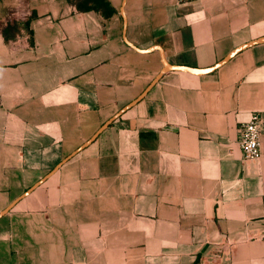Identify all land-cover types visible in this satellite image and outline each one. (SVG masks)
Masks as SVG:
<instances>
[{"label": "crops", "instance_id": "0c3cea01", "mask_svg": "<svg viewBox=\"0 0 264 264\" xmlns=\"http://www.w3.org/2000/svg\"><path fill=\"white\" fill-rule=\"evenodd\" d=\"M121 1L0 0V211L159 73L157 51L123 42ZM125 15L131 44L196 69L264 37V0H126ZM252 114L261 158L244 161ZM0 264H264V44L164 73L0 219Z\"/></svg>", "mask_w": 264, "mask_h": 264}, {"label": "water", "instance_id": "95a60500", "mask_svg": "<svg viewBox=\"0 0 264 264\" xmlns=\"http://www.w3.org/2000/svg\"><path fill=\"white\" fill-rule=\"evenodd\" d=\"M125 5L126 0L121 1L119 13L123 21V28H122V40L123 42L131 47L133 50L140 54H147L152 51H157L160 58L161 63V69L159 73L156 75V77L149 83V85L142 91V93L136 97L133 101L122 107L117 113H115L111 118H109L105 123H103L97 131L82 145H80L77 149H75L73 152H71L68 156H66L64 159H62L49 173H47L44 177H42L39 181L34 183L31 187H29L26 191H24L20 196L15 198L10 204H8L3 210L0 211V219L5 216L20 200L27 197L31 192H33L36 188H38L40 185H42L48 178H50L63 164H65L67 161L72 159L74 156H76L79 152H81L83 149L88 147L92 142L95 141V139L105 130L107 127L113 123L116 119H118L121 115H123L127 110L131 109L133 106H135L138 102H140L147 93L153 88V86L160 80L162 75L166 72L171 71H177V72H185L189 73L195 76H202L209 74L224 64H226L230 59H232L236 54L240 53L241 51L258 45V44H264V37H260L258 39L252 40L248 43H245L243 45L238 46L237 48L233 49L228 55H226L222 60L218 61L215 65L205 68V69H196L191 68L187 66H180V65H172L170 64L166 59L164 52L160 46L154 45L152 47H149L148 49H139L133 44H131L127 38H126V28H127V18L125 15Z\"/></svg>", "mask_w": 264, "mask_h": 264}, {"label": "built area", "instance_id": "2783aa9c", "mask_svg": "<svg viewBox=\"0 0 264 264\" xmlns=\"http://www.w3.org/2000/svg\"><path fill=\"white\" fill-rule=\"evenodd\" d=\"M263 119L252 114L248 121L240 125L239 147L244 161L261 158V128Z\"/></svg>", "mask_w": 264, "mask_h": 264}, {"label": "trees", "instance_id": "16d2710c", "mask_svg": "<svg viewBox=\"0 0 264 264\" xmlns=\"http://www.w3.org/2000/svg\"><path fill=\"white\" fill-rule=\"evenodd\" d=\"M89 3H94L95 6H99V5H102V6H107L105 0H83V4H84V7L85 9H91V8H94L92 7L91 5H88ZM18 11V10H17ZM27 12H20L18 13V15H26ZM20 23L14 21V22H9V21H6L5 22V29H4V32L5 34L3 33L4 36V39L5 41H8V36L6 35V33L9 31L11 34H13V32H18L20 28H23V29H28V26H29V21L28 20H25L23 23H21V25L19 26Z\"/></svg>", "mask_w": 264, "mask_h": 264}]
</instances>
